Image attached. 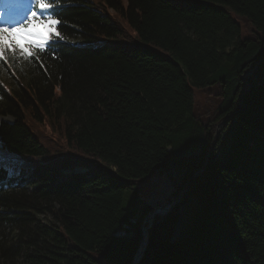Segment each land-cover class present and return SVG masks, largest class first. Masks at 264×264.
<instances>
[{
  "label": "trees",
  "instance_id": "obj_1",
  "mask_svg": "<svg viewBox=\"0 0 264 264\" xmlns=\"http://www.w3.org/2000/svg\"><path fill=\"white\" fill-rule=\"evenodd\" d=\"M45 11L64 39L0 61V264H132L144 228L136 264H264V0Z\"/></svg>",
  "mask_w": 264,
  "mask_h": 264
},
{
  "label": "snow or ice",
  "instance_id": "obj_2",
  "mask_svg": "<svg viewBox=\"0 0 264 264\" xmlns=\"http://www.w3.org/2000/svg\"><path fill=\"white\" fill-rule=\"evenodd\" d=\"M58 2L59 0H32L34 7L21 22L11 25L0 23V61H7L9 58L39 60L40 54L49 50L50 42L64 39L57 27L62 21L54 14L45 11L42 15L37 11L53 9L58 6Z\"/></svg>",
  "mask_w": 264,
  "mask_h": 264
},
{
  "label": "rangeland",
  "instance_id": "obj_3",
  "mask_svg": "<svg viewBox=\"0 0 264 264\" xmlns=\"http://www.w3.org/2000/svg\"><path fill=\"white\" fill-rule=\"evenodd\" d=\"M172 1H174L176 3H180V4H183L186 2V0H172ZM30 4H32V2ZM123 4L126 6V0H123ZM26 7H27V12L32 8V7H28V6H26ZM99 8L103 10V8H101L100 6H99ZM4 10H6V7L0 5V12L3 14L1 16L2 18L8 14V13L6 14L4 12ZM109 13L111 14V17L114 19V21H116L124 29V31L129 35L127 38L124 39L127 42V44L135 43V42H129V41L134 40V38H135L134 32L126 25V23L120 17L115 15V13H116L115 11L111 10ZM231 14L236 18V20L241 25V37H246V36L250 35V32L246 28L244 18H242V16L236 14L234 11H231ZM1 21L2 20H0V22ZM70 41L73 42L76 40H70ZM2 78L5 81H11V78L8 74L3 73ZM214 91L215 90L213 88H211L207 91L206 90L205 91H203V90L202 91L201 90H195L194 91L195 92L196 107H197V110H199V112L206 115L207 112L209 114V112L213 109V107L215 106V102L217 101V97L214 95ZM0 120L12 121V117L9 115H0ZM20 166L31 167L32 163H31V161L22 162V163H20ZM73 170L76 172L83 171V169L81 167H75ZM44 219L46 222L49 221L48 217H44ZM100 260H101L102 264H108L107 262L103 261L102 259H100Z\"/></svg>",
  "mask_w": 264,
  "mask_h": 264
},
{
  "label": "bare ground",
  "instance_id": "obj_4",
  "mask_svg": "<svg viewBox=\"0 0 264 264\" xmlns=\"http://www.w3.org/2000/svg\"><path fill=\"white\" fill-rule=\"evenodd\" d=\"M4 3H8V0H3ZM15 2H17V0H13L12 2L9 1V4H14ZM10 7V6H9ZM24 11V10H23ZM23 11L21 10V8H11L8 11V14L5 17H1L0 16V20H2L0 23H8V24H14L16 23V21H18L20 13H23Z\"/></svg>",
  "mask_w": 264,
  "mask_h": 264
},
{
  "label": "water",
  "instance_id": "obj_5",
  "mask_svg": "<svg viewBox=\"0 0 264 264\" xmlns=\"http://www.w3.org/2000/svg\"><path fill=\"white\" fill-rule=\"evenodd\" d=\"M153 212H154V211H152V212L150 213V216H148V217L146 218V220L143 222V226H144V227H146L147 222L151 219ZM145 235H146V229L144 228V230H143V241H142L141 247H140V249H139V252H138V254L135 256V258H134L132 264H136V263L138 262L139 258L142 256V254H143V252H144L145 245H146V242H145Z\"/></svg>",
  "mask_w": 264,
  "mask_h": 264
}]
</instances>
